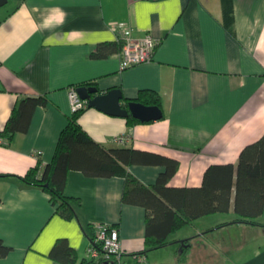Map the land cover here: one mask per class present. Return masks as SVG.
I'll return each mask as SVG.
<instances>
[{
    "label": "crops",
    "instance_id": "0c3cea01",
    "mask_svg": "<svg viewBox=\"0 0 264 264\" xmlns=\"http://www.w3.org/2000/svg\"><path fill=\"white\" fill-rule=\"evenodd\" d=\"M119 22L134 38H155L151 62L122 69L120 53L91 57L98 45L118 41L112 24ZM87 83L98 94L121 90L124 103L143 90L158 93L160 120L132 125L88 108L79 123L106 149L177 160L169 186L201 187L209 167L237 166L243 149L264 136V0H16L1 8L0 132L20 100L45 96L48 105L37 108L27 133L0 138V240L12 248L0 264H62L49 256L60 239L81 262L101 224L119 229L125 264H264V214L259 225L235 223V193L229 213L188 224L167 246L140 255L146 210L123 203L124 177L70 171L65 194L80 200L72 219L43 189L19 180L52 163L74 113L71 91ZM128 171L153 186L165 168Z\"/></svg>",
    "mask_w": 264,
    "mask_h": 264
},
{
    "label": "trees",
    "instance_id": "16d2710c",
    "mask_svg": "<svg viewBox=\"0 0 264 264\" xmlns=\"http://www.w3.org/2000/svg\"><path fill=\"white\" fill-rule=\"evenodd\" d=\"M123 44L121 40L100 44L91 57L106 59L120 53ZM81 87L97 88L95 83H87L76 86L75 90ZM130 102L156 106L162 110L160 95L151 90L141 91L137 99L126 103ZM47 105L45 96L20 100L4 130L0 132V138L11 141L17 134L27 133L37 108ZM88 108L74 112L69 119L60 135L52 163L42 171L37 166L19 178L26 186L47 192L57 207L56 212L63 218L77 217L76 206H80V200L68 197L65 190L69 172L80 171L94 178H125L123 203L146 210V248L140 255L167 246L169 236L188 224L206 216L229 213L234 193L235 223L259 225L257 219L264 214V136L243 149L237 166L213 165L206 171L201 187L175 188L169 183L179 170L180 163L177 160L135 149L104 148L79 123L81 115ZM127 119L132 125L141 123L131 115ZM133 165L162 166L165 171L160 174L155 185L145 186L129 173L128 168ZM188 246L183 243L182 253L185 254ZM11 251L12 248L0 240V258L7 257ZM49 256L62 264H103L91 259L78 262V254L67 239L58 240Z\"/></svg>",
    "mask_w": 264,
    "mask_h": 264
},
{
    "label": "built area",
    "instance_id": "2783aa9c",
    "mask_svg": "<svg viewBox=\"0 0 264 264\" xmlns=\"http://www.w3.org/2000/svg\"><path fill=\"white\" fill-rule=\"evenodd\" d=\"M119 33L118 41H123V48L120 52L121 68L128 69L153 60L157 42L153 36L146 34L143 38L133 37V31L125 22L112 24ZM73 111L77 112L88 106L83 101L77 90L71 91ZM118 142H123L124 138H117ZM88 259L97 262H112V264H125L123 261L122 242L119 229L109 224L98 226L96 235L87 250ZM143 256H139L140 261H144Z\"/></svg>",
    "mask_w": 264,
    "mask_h": 264
},
{
    "label": "water",
    "instance_id": "95a60500",
    "mask_svg": "<svg viewBox=\"0 0 264 264\" xmlns=\"http://www.w3.org/2000/svg\"><path fill=\"white\" fill-rule=\"evenodd\" d=\"M8 2L9 0H0V9L6 6ZM77 92L80 98L87 102L89 108H97L113 116L127 118L131 115L141 122L157 121L164 116L162 110L156 106H145L135 102L124 103L122 91L119 89L98 94L97 88L81 87ZM103 264H112V262Z\"/></svg>",
    "mask_w": 264,
    "mask_h": 264
},
{
    "label": "rangeland",
    "instance_id": "374dc122",
    "mask_svg": "<svg viewBox=\"0 0 264 264\" xmlns=\"http://www.w3.org/2000/svg\"><path fill=\"white\" fill-rule=\"evenodd\" d=\"M15 1H16V0H9L8 4H7L5 7H3V8H8V7L12 6V5L14 4ZM3 8H2V9H3Z\"/></svg>",
    "mask_w": 264,
    "mask_h": 264
}]
</instances>
